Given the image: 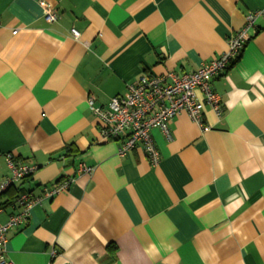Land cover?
Listing matches in <instances>:
<instances>
[{"label": "crops", "instance_id": "crops-1", "mask_svg": "<svg viewBox=\"0 0 264 264\" xmlns=\"http://www.w3.org/2000/svg\"><path fill=\"white\" fill-rule=\"evenodd\" d=\"M257 10L264 0H0V181L8 153L36 167L0 197V223L21 192L72 179L9 230L13 264H264L263 16L213 80L222 114L207 105L204 127L182 112L171 138L152 130L158 164L102 141L88 103L107 107L144 74L196 70Z\"/></svg>", "mask_w": 264, "mask_h": 264}, {"label": "built area", "instance_id": "built-area-1", "mask_svg": "<svg viewBox=\"0 0 264 264\" xmlns=\"http://www.w3.org/2000/svg\"><path fill=\"white\" fill-rule=\"evenodd\" d=\"M45 19L52 23L59 18L58 12L46 3ZM264 10L251 11L246 15L244 25L228 38L227 49L217 58L203 62L192 72L168 71L162 75H141L127 84L126 93L113 96L107 107L94 105L93 98L88 103L100 121L101 140L119 142L118 154L125 156L141 145L152 164H158L160 151L152 136L153 129H160L171 138L170 122L187 112L190 118L204 127V110L211 106L218 115L222 114L220 95L213 88V80L223 74L241 56L244 46L251 38V31L257 28L259 17ZM75 38L79 31L72 29ZM11 175L0 181V194L15 184H20L36 170L35 166L17 161L12 153L6 155ZM81 172L91 173L93 168L79 163ZM71 178L58 180L51 188H46L44 196L32 192H21L17 196L20 210L12 214L4 224L0 223V264H13L7 257L8 232L11 228L27 222L30 210L44 197H52L67 190ZM2 208H0V213ZM57 251L51 250L56 256Z\"/></svg>", "mask_w": 264, "mask_h": 264}, {"label": "trees", "instance_id": "trees-1", "mask_svg": "<svg viewBox=\"0 0 264 264\" xmlns=\"http://www.w3.org/2000/svg\"><path fill=\"white\" fill-rule=\"evenodd\" d=\"M6 192V191H5ZM4 192V193H5ZM3 194V193H2ZM2 194H0V197L2 196ZM8 201L6 202H0V208H3L5 205H7Z\"/></svg>", "mask_w": 264, "mask_h": 264}]
</instances>
